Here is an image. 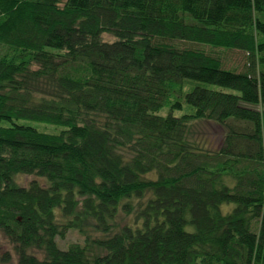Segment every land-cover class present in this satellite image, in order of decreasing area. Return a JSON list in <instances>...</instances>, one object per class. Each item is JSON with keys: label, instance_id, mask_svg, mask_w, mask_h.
Instances as JSON below:
<instances>
[{"label": "trees", "instance_id": "1", "mask_svg": "<svg viewBox=\"0 0 264 264\" xmlns=\"http://www.w3.org/2000/svg\"><path fill=\"white\" fill-rule=\"evenodd\" d=\"M253 105L264 0H0V264H264Z\"/></svg>", "mask_w": 264, "mask_h": 264}, {"label": "rangeland", "instance_id": "2", "mask_svg": "<svg viewBox=\"0 0 264 264\" xmlns=\"http://www.w3.org/2000/svg\"><path fill=\"white\" fill-rule=\"evenodd\" d=\"M106 38L109 39L110 36H106ZM234 60H236L237 63H240V64L242 63L240 57L236 56ZM210 87H213V86H210ZM228 91L231 92V90H228ZM253 107H255V108L257 107V109H260L264 113V107H262L261 105H259V106L253 105ZM183 114H184V112H177L176 113L177 116H181ZM195 126H197V129L199 128L200 131L205 130L208 133L212 131V127L209 124H206L204 122H200V123L196 124ZM35 179H37V177H35V176H20L18 178V181H19V183L27 186ZM38 179L41 182H43V179H40V178H38ZM233 208H234V205L225 204V205H223L222 210L224 211V213H229ZM132 221H133V218L128 217L123 213H120L119 216L117 217V222H118L117 224L119 227H122L129 222L131 223ZM80 241H81V237L79 236V234L77 232L70 233L68 235L67 239H64L63 241L60 238L57 239V242L62 249H67L69 246L68 245L69 243L80 242ZM7 251H13L12 246L9 244L8 240L0 233V254H3ZM12 264H17V259L15 258V256H14V260H13Z\"/></svg>", "mask_w": 264, "mask_h": 264}]
</instances>
